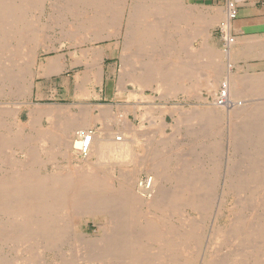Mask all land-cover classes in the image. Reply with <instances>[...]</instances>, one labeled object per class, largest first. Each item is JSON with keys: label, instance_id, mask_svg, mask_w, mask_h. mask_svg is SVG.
Segmentation results:
<instances>
[{"label": "bare ground", "instance_id": "1", "mask_svg": "<svg viewBox=\"0 0 264 264\" xmlns=\"http://www.w3.org/2000/svg\"><path fill=\"white\" fill-rule=\"evenodd\" d=\"M234 1L225 10L212 8L201 16V9L183 0H0V90L6 97L29 93L31 61L38 48H52L46 37L52 27L59 31V46L61 40L80 45L118 36L117 90L128 98L153 104L157 98H189L201 91L212 98L221 91L206 108L174 117L187 130L185 145L173 138L175 133L164 137L166 128H175L165 120L166 106L142 112L136 103V112L123 110L132 111L134 119L157 120L146 138L125 115L118 113L120 123L111 126L109 106H81L76 113L64 105L30 107L28 124L37 131L32 130L31 140L38 148L28 146L31 140H19L17 128L18 133L0 142V152L16 145L22 154L15 162L0 153V247L16 254L7 262L0 248V264H264V153L255 146L264 143V74L230 72L233 59L264 58L263 36L230 35L264 30V12L256 5L259 0H241L237 5L253 7L247 19L233 22ZM47 3V23L30 15L34 10L43 16ZM124 10L128 16L122 26ZM217 26L228 45L222 52L209 44L210 30ZM197 40L201 43L195 47ZM86 50L71 53L74 63L90 58L84 75H77L74 94L82 100L98 97L105 56L102 47ZM62 57L48 58L40 74L60 72ZM223 58L228 66L221 65ZM169 110L176 111L173 106ZM41 118L47 126L40 127ZM224 120L231 126L236 153H244L225 155V163L216 139ZM35 152L43 155L41 161ZM40 166L42 174L37 173ZM129 166L133 170L123 173ZM142 171L149 174L137 184ZM78 214L83 223L94 220L95 234L75 224Z\"/></svg>", "mask_w": 264, "mask_h": 264}, {"label": "rangeland", "instance_id": "2", "mask_svg": "<svg viewBox=\"0 0 264 264\" xmlns=\"http://www.w3.org/2000/svg\"><path fill=\"white\" fill-rule=\"evenodd\" d=\"M228 1H230V0H215V1H211V2H207L205 5H204V8L203 9H201V10H199L197 7H196V9H198L199 11V14L201 15V16H203V15H205L206 16V14L208 15L209 13H211L212 12V8H213V10L214 9H222V10H225L226 8H227V5H228ZM241 0H235L234 1V6L233 7H235L236 8V17L237 18H234V20H233V22H240L241 20H245V19H247V17H246V12L248 11V12H250V9H251V7H253V6H249V7H243V6H240V5H237L238 4V2H240ZM245 2L246 3H248V0H245ZM49 4L47 3L46 4V11H45V14H43V16H40V15H38L37 16V14H39V12L37 13V11H31V13H30V15L32 16V17H34L35 16V18L37 19H39V21L40 22H42L43 23V21H44V23H47L46 22V20L45 19H47V17H48V15H49V6H48ZM256 5H257V7H258V9H259V11L261 12V14L264 12V1L263 0H259L257 3H256ZM206 6V7H205ZM195 9V8H194ZM203 13V14H202ZM249 14V13H248ZM124 16V20H123V24H122V26H125V23H126V18H127V16H128V11H126V10H124V14H123ZM52 30V31H51ZM50 30V28H48L47 30H46V37H48V39H50L51 41H52V48H48L47 50L46 49H42V48H38V50H37V52H36V56H35V58H34V61H31V64H30V69H29V75L31 76H29V78H28V82H30L31 83V87H30V90H29V93L27 94V95H23V96H20L18 93H15V94H12V95H8L7 97H6V95H5V93L4 92H2V90H0V123H3L4 122V124H0V142H1V140L3 141V140H5V139H7V137L8 136H10V137H12L13 135H15L16 133H14V132H19L20 131V133H22V135H20V133H18L19 135L17 136V137H19V136H21V137H19L20 139L19 140H21V138H22V140L21 141H25V140H31L32 138H33V136H34V134H35V132L37 133V131L35 130L36 128H34V127H29L30 125L28 124V121H29V112H30V109H32V108H34V106L35 105H37V106H39V108H44L45 110L47 109V110H49L50 108H54V107H60L61 105L63 106H69V108H71V110L73 111V112H77V110H79L78 108L79 107H81L82 106V108L84 107V106H88L90 109L92 108H94V106L97 108V107H102V106H109L110 107V109H111V111H112V113L114 114V116H113V121H112V123H111V126H113V127H115L116 125H118L119 123H120V121H121V119H120V117H124V115L127 117V119L130 121V124L132 125V127H136V128H138V130H139V135L140 136H142L143 137V135L146 133H148L149 134V132H151L152 130H153V128H147V127H142L141 125V123H143L142 122V120L141 119H134V117H133V110L135 109L134 108V105L136 104V102L138 101L139 102V107H138V109H139V111H141V110H143L144 108H146V106L145 105H140V102L141 101H139V100H137V99H135V97H132V98H128L125 94H122V93H119L118 92V90H117V85H118V83H119V75H120V70H121V47H122V45H121V40H118L117 41V37L118 36H115L114 38L113 37H111L110 39H104V40H101V41H94V42H88V41H83V42H80L81 44L80 45H76V44H78V43H75V45H73L74 43L73 42H68V41H66V40H61V43H62V45H60L59 46V43L57 42V39H58V36H59V31H58V29H57V27H52V29ZM121 30V29H120ZM120 30H119V32H120ZM118 32V33H119ZM233 33V34H232ZM211 35H212V37H211ZM231 37H233V38H235V36L237 37V36H239V35H242V36H247V37H252L253 35H254V37H255V35H260V36H263L264 37V30H259V31H252V30H247V31H244V32H238V31H232L231 32ZM54 40V41H53ZM209 44L214 48V49H216L218 52H222V50L224 51L225 49H228V45L225 43V40H224V37H223V34H222V30H221V28L220 27H214L213 29H211L210 30V40H209ZM226 44V45H225ZM58 45V46H57ZM193 45L195 46V47H198V40L197 41H195L194 43H193ZM252 45L253 44H249L248 46H251L252 47ZM108 46H112L113 47V49L111 50V51H109L108 53H107V60H106V64H110V65H116V69H115V78L112 80V81H110V85H109V90H110V96L108 97V98H106V99H101V100H99V101H97V102H89V101H87V99L88 98H83V100L80 98V99H76L75 97L72 99V97H69V96H65L64 95V90H63V88L64 87H62L60 84L62 83V80H64V75H61V76H59V77H57L56 79H55V82H56V84H59L60 86H59V97H56L54 100H48V99H46V97L44 98V100H41V101H39V100H37L36 99V97L34 96V94H33V91H34V89H35V87L37 86V84L38 83H40V81L41 80H39V79H41L40 77H42V74H38V71H39V69H40V65H42V64H44V63H46V61L48 60V58H50V57H54V56H56L57 54L58 55H60V54H62V55H64L65 57H71V53H76V52H79V51H81L82 50V52L84 51V49L86 50V49H93V48H99V47H102L103 49H105V47H108ZM247 46V47H248ZM59 47V48H58ZM246 47V48H247ZM250 47V48H251ZM248 50H249V48H248ZM250 51H251V53H252V49H250ZM227 61L228 60H226L225 58H223V61H222V66L223 65H225V64H227ZM231 61V60H230ZM236 59H233L232 60V65H234L233 67H232V69L230 70V72L231 73H233V74H237V73H239V75H242V76H247V77H250V76H253L254 74L255 75H261V74H264V58L263 59H258V58H247V55H246V57L245 56H243L242 58H240V61H236ZM120 63V64H119ZM225 63V64H224ZM229 64H227L226 66H228ZM225 72H226V70H224ZM239 71V72H238ZM242 72V73H241ZM241 73V74H240ZM45 83V82H44ZM48 83V82H47ZM46 84V83H45ZM128 89H130V88H128ZM204 92H200V95H198L197 93L195 94V93H192L191 95H189L190 97L189 98H187V96H177V97H173V98H170V100H166V108H168V111H166L165 112V120H166V122H168V124H170V125H174L175 124V128H174V126H173V128L172 127H168V128H166L165 130H164V132H165V136L164 137H168V139L169 138H171L172 136H169L170 134L172 135L173 133H175L176 134V131L177 130H179V131H177L178 132V134L180 133V136L177 134V135H175L174 134V136H173V138L175 137V140L177 141L178 139V142L180 141H183V142H181L180 144L182 145V144H184L185 145V143H188V141H187V139H189L188 138V135L187 134H185V132L187 131H185V126H182V124H181V126L179 125V127L177 126V123L175 122V121H179V120H176L175 118H177L179 115H181V114H183V113H186L187 111H189L188 109H190V112H191V109H199V107L200 108H206L207 106H208V104H209V102L211 101V100H213V101H215V100H217V97H219V95L221 94V91H217L216 92V94L212 97V98H210V97H208L207 95H206V93L205 94H203ZM149 94V91H145V93H144V96L145 95H148ZM194 94V95H193ZM193 95V96H192ZM198 95V96H197ZM144 96H142V97H144ZM17 97V98H16ZM204 97V98H203ZM9 98V99H8ZM140 100H142L143 101V98H139ZM200 99V100H199ZM145 101V100H144ZM143 101V102H144ZM209 101V102H208ZM157 102V101H156ZM248 102V101H247ZM165 103V102H164ZM244 103V102H243ZM55 104H56V106H55ZM59 104V105H58ZM138 104V103H137ZM3 105V106H2ZM51 105H54L53 107L51 106ZM123 105V106H122ZM155 105H158V106H155L154 108H156V109H159V108H161L162 106H164V105H162L161 104V106L159 105V103L157 102ZM37 106H35V108H37ZM172 106H173V108H175L176 109V111H172V110H169V108H172ZM9 107V108H8ZM31 107V108H30ZM46 107V108H45ZM49 107V108H48ZM124 107V108H123ZM128 107H130L131 108V110L132 111H129V112H124L126 109H128ZM133 107V108H132ZM144 107V108H143ZM7 108V109H6ZM30 108V109H29ZM121 108H122V110H121ZM184 108V109H183ZM9 109H10V111H11V113H10V111H9ZM77 109V110H76ZM29 110V111H28ZM124 110V111H123ZM183 110V111H182ZM6 111V112H5ZM123 111V112H122ZM136 111H138V110H136ZM135 110H134V112H136ZM117 112V113H116ZM173 112V113H172ZM9 113V114H8ZM13 113V114H12ZM95 113H97V111H95ZM121 115H119V114ZM124 113H126V114H124ZM120 116H118V115ZM9 115V116H8ZM12 115H13V117H14V119H13V117H12ZM171 116H174L175 118L174 119H172V117ZM177 116V117H176ZM2 118V119H1ZM119 118V119H118ZM178 119V118H177ZM40 121H39V123L38 124H40V127H45V126H47V121H46V119L44 118H41V119H39ZM174 120V121H173ZM9 121V122H8ZM14 123H13V122ZM117 121V122H116ZM119 121V122H118ZM6 122V123H5ZM16 122H17V124H16ZM41 122V123H40ZM156 122H157V120H156ZM27 123V124H26ZM9 124V125H8ZM10 124L12 125V126H10ZM15 126H14V125ZM26 124V125H25ZM179 124H180V122H179ZM3 126H4V128H3ZM25 126V127H24ZM39 126V125H38ZM101 126V124H98L97 125V128L98 127H100ZM103 126V125H102ZM101 126V127H102ZM221 129H220V135H221V139H220V135L219 136H217L216 137V139L218 140V142H221V143H218V145L220 146L219 148H218V150L220 151L219 152V154H221L220 155V161L222 160V162H224L225 163V158H226V156H244V153H243V155L241 154L242 152H238V153H236V148L237 147H234L233 145V143L231 144V141H230V134H231V126L229 125V123L226 121V120H224L222 123H221ZM21 129H20V128ZM16 128L17 129H19V131H17L16 130ZM178 128V129H177ZM181 128H183L182 130H183V132H181L182 130H181ZM149 129V130H148ZM175 129V130H174ZM9 130V131H8ZM32 130H34V131H32ZM23 131V132H22ZM174 131V132H173ZM5 132V133H4ZM14 133V134H12V133ZM141 132H143L144 134H141ZM170 132V133H169ZM9 133V134H8ZM25 133V134H24ZM30 135H29V134ZM34 133V134H33ZM169 133V134H168ZM183 134V136H182V134ZM223 133V134H222ZM229 133V134H228ZM12 134V135H11ZM144 135V137L146 136L147 137V135ZM31 135H33V136H31ZM7 136V137H6ZM36 136H37V138H38V135L36 134L35 135V140L37 139L36 138ZM177 136V137H176ZM226 136V137H225ZM4 137V138H3ZM28 137V138H27ZM31 137V138H30ZM143 137V138H144ZM145 137V138H146ZM166 137V138H167ZM183 137V138H182ZM211 137H213V135L212 136H210L209 137V139L208 140H206V142L207 143H210V142H208V141H211V140H213V138H211ZM228 137V138H227ZM25 139V140H24ZM39 139V138H38ZM215 139V140H216ZM221 141H220V140ZM196 140H199L198 138H196ZM37 141V140H36ZM187 141V142H186ZM191 141V140H190ZM203 141V140H202ZM240 141H241V139H240ZM256 140H254L253 141V144L251 143V142H249V144H251V145H254V144H256L257 142H255ZM30 143H28L29 145L28 146H30V145H32V144H35L36 145V142H34V140H33V142H32V140L31 141H29ZM245 142H247V141H244V143ZM191 143H192V141H191ZM194 143V142H193ZM192 143V147H193V144ZM243 142H242V146H245V144H244ZM239 144H240V142H239ZM4 145V144H3ZM232 145V147H230ZM260 145H262V146H260ZM10 146V145H9ZM14 146V147H13ZM16 145H12V146H10V147H12L11 148V150L9 149L10 147H8V149H9V151H8V149L7 150H5L6 148H4V151H1L0 153H2V155L1 156H3L4 158H5V156L7 157V159L9 158V159H20L21 158V156H22V154L20 153V151L19 150H17V149H15L16 147H15ZM33 146V145H32ZM37 146V147H36ZM36 146H33V148L34 147H36V148H38V144L36 145ZM255 146H257L259 149H262L261 150V152H259V154H261V153H264V152H262V151H264V143L263 144H259V145H255ZM260 146V147H259ZM3 147V146H2ZM222 148V151L220 150ZM139 150H141L140 148H139ZM235 150V151H234ZM11 151V152H10ZM196 151V150H195ZM195 151H193L194 153H196ZM224 151H226V152H224ZM228 151V152H227ZM230 151V152H229ZM259 151V150H258ZM6 152V153H5ZM18 152V153H17ZM193 152H188V154L190 153H192L193 154ZM37 152H35V153H33L34 154V156H36V155H39V156H36V157H39L40 159V161H41V159H42V154H40L39 152L36 154ZM140 153V152H139ZM138 153V154H139ZM187 154V152H184V155H186ZM200 152H198L197 154H199ZM141 154V153H140ZM140 154H139V157H140ZM187 154V155H188ZM197 154H195L197 157H201V156H203V155H205V154H201L200 153V155H197ZM240 154V155H239ZM8 155V156H7ZM20 155V156H19ZM194 154L193 155H189V156H195ZM226 155V156H225ZM264 155V154H263ZM225 156V157H224ZM228 156V157H229ZM13 160V161H15V162H19L20 160ZM38 159V158H37ZM225 159V160H224ZM39 160H37V161H39ZM38 163V162H37ZM6 168V167H5ZM36 169L38 168V167H35ZM37 170H39L37 173H39V174H42L43 173V171H44V169L42 168L41 169V166H40V168H38ZM110 169H108V171H109ZM131 170H133L130 166L129 167H127V168H125L124 170H123V173H124V171L126 172V173H128V172H130ZM42 171V172H41ZM222 171H220L219 170V173H221ZM106 173V175H110L111 177H112V175L111 174H109V173H107V172H105ZM146 171H142L139 175H137L136 176V178H137V180H136V183L138 184V181L139 180H143V179H145L147 176H148V174L149 173H147ZM117 174H118V172H117ZM114 176H115V174H114ZM139 177H140V179H139ZM222 177H223V175H221V174H219V176H218V178H220L219 180H220V182H219V186H217V184H215V186H214V188H216V186L219 188V187H221L220 186V183H221V179H222ZM217 193H220V191H217ZM187 213L189 214H191V216H195V214L194 213H192L191 211L189 212V211H187ZM95 216V215H94ZM74 218H75V224L76 225H79L80 226V229L81 230H83L84 231V233H86V234H89V235H91V234H95L96 233V230H97V228H96V226H95V224H94V220L91 218V219H88L87 220V223H83V221H82V215H80V214H78V215H75L74 216ZM210 223V221H208V224ZM220 223L221 224H224L225 223V217H223L221 220H220ZM206 224V226H207V223H205ZM207 230V229H206ZM1 248V253H2V255L3 256H5V254H6V260H7V262H13L15 259H16V254L14 253V251L11 249V248H9L8 246H3V247H0ZM70 248V247H69ZM66 249H68L67 247H66ZM72 250V249H71ZM13 251V252H12ZM74 251V250H73ZM9 252V253H8ZM66 253H67V251H65ZM15 254V255H14ZM11 256V257H10ZM53 256V253H46V257L47 258H50V257H52ZM44 257H45V255H44ZM13 259V260H12Z\"/></svg>", "mask_w": 264, "mask_h": 264}, {"label": "crops", "instance_id": "3", "mask_svg": "<svg viewBox=\"0 0 264 264\" xmlns=\"http://www.w3.org/2000/svg\"><path fill=\"white\" fill-rule=\"evenodd\" d=\"M184 2H186L189 5L195 6L198 9H203L204 5L207 2H211L212 0H183ZM215 1V0H213ZM217 1V0H216ZM222 1V0H221ZM206 7V6H205ZM200 41V40H199ZM198 44L201 43V41ZM113 49L112 46H108L105 47L104 51H105V56L103 58V64H102V88L97 89V92L99 91V95L98 97H94L91 96L90 98L87 99V101L89 102H97L101 99H106L110 96V90H109V85H110V81H112L115 78V69H116V65H110V64H106V60H107V53L109 51H111ZM85 52H87V58L88 56L91 54V52L89 53V50L84 51L83 53L85 54ZM77 54H80V52H78ZM63 60L61 61L62 63V69L60 70V72L58 73H54V74H43L44 72L41 71L42 77H40L41 80L40 83L37 84V86L35 87L33 94L36 97L37 100L41 101L44 100V98L46 97V99L48 100H54L56 97H59V86L61 85L64 90V95L65 96H69L72 97V99L75 97V91H76V83H77V77L80 75H84V73L86 72V70L88 69V61L90 62V58L89 59H81L80 63L75 62L73 57H65L64 55H62ZM84 60V61H83ZM87 61V62H86ZM47 62V61H46ZM82 62V63H81ZM84 62V63H83ZM87 63V64H86ZM121 63V62H120ZM119 63V64H120ZM85 68V69H84ZM38 74H40V72L38 71ZM61 75H64V80H62V83L56 84L55 79ZM78 75V76H77ZM76 77V78H75ZM46 84H45V83ZM48 82V83H47ZM75 89V90H74ZM103 90V91H102ZM159 103V105H164L163 107H165L166 105V100L164 99H155V101L153 102V104H149L147 102H140V105H145L146 108H154L157 102ZM165 102V103H164ZM136 103L139 104V102L137 101ZM149 105V106H148ZM152 105V106H151ZM161 107V108H163ZM138 108V107H137ZM145 109V108H144ZM144 109L141 110L142 112H144ZM139 111V110H138ZM184 114V113H183ZM172 119H174V116H171ZM139 120V119H138ZM155 119H151V120H142L143 123H141L142 127H154L155 128V123L156 120ZM152 121V122H151Z\"/></svg>", "mask_w": 264, "mask_h": 264}]
</instances>
